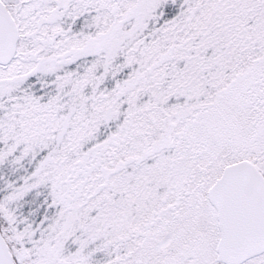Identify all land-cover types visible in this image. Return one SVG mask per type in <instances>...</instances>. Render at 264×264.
<instances>
[{"label": "snow or ice", "instance_id": "obj_1", "mask_svg": "<svg viewBox=\"0 0 264 264\" xmlns=\"http://www.w3.org/2000/svg\"><path fill=\"white\" fill-rule=\"evenodd\" d=\"M0 264H264V0H0Z\"/></svg>", "mask_w": 264, "mask_h": 264}]
</instances>
